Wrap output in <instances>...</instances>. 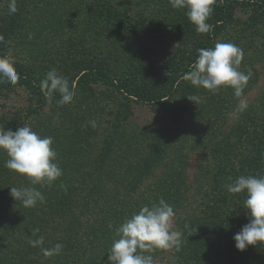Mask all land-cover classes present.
Wrapping results in <instances>:
<instances>
[{
    "label": "trees",
    "instance_id": "obj_1",
    "mask_svg": "<svg viewBox=\"0 0 264 264\" xmlns=\"http://www.w3.org/2000/svg\"><path fill=\"white\" fill-rule=\"evenodd\" d=\"M91 1L94 15L89 22L97 26L105 41L131 37L152 49H173L164 65H144L152 71H146L147 80L136 90L120 84L116 86L135 104L164 106L167 121L150 130L148 150L138 157L131 171L124 163L131 153H136V144L122 151L113 170L109 168L114 161L111 150H101L99 155L91 156V142L87 140L92 138L93 130L88 128H96L90 123L95 113H91L90 118L82 115L74 120L66 119L58 127L46 126L40 135L53 137L57 163L63 169L62 177L51 186L32 185L26 176L6 168L9 157L0 151V264H107L108 251L113 240L118 238L117 228L142 206L158 203L161 198L173 206L175 215L180 213L178 231L185 234L180 251H171L175 264H264V245L248 246L243 252L236 249L233 237L248 223L243 207L245 194H232L225 188L242 175L264 176V97L239 113L228 132L212 138L209 136L218 127L208 118L218 119L220 112L217 111L221 108L204 105L202 100L198 105L179 101L181 86L186 90L181 93L186 95H192L197 88L186 83L184 75L194 66L198 50L212 48L213 39L221 28L231 22L240 6L251 0H216L207 21L212 28L205 45L196 44L188 52L181 47L197 31L186 9L176 17L167 14L142 16L133 15L124 3L118 6L111 0ZM257 2H261L264 13V0ZM155 3L151 2L154 10L159 8ZM258 22L264 24V17H258ZM0 36L3 37L0 56H7L10 43L6 29L0 27ZM64 67L67 69L64 77L72 90L81 88L84 93L89 92L93 78L110 82L105 58L80 60L73 67L74 72L70 65ZM15 68L20 75L19 83H33L35 73L31 69L24 65ZM36 88L41 91L40 86ZM59 99L56 94L52 102L57 103ZM41 104L28 106L24 116L10 122L0 119V128L16 131L28 119V113H38ZM121 108L124 114L126 107ZM113 128L115 137L128 135L127 129L117 124ZM81 139L85 143H80ZM187 146L192 150L204 149L205 155L198 160L192 181H188L186 188V178L178 170H171L174 165H169L167 171L156 178V185L145 187V181L155 177L163 162L168 163L170 154L176 156L177 149ZM181 157L176 156L175 161L181 163ZM11 187H36L44 195L45 202L26 208L10 196ZM183 189L194 193L184 195ZM36 229L39 231L35 232ZM40 236L44 237L42 247L52 248L60 243L64 246L62 253L45 257L40 246L29 244L30 239Z\"/></svg>",
    "mask_w": 264,
    "mask_h": 264
},
{
    "label": "rangeland",
    "instance_id": "obj_2",
    "mask_svg": "<svg viewBox=\"0 0 264 264\" xmlns=\"http://www.w3.org/2000/svg\"><path fill=\"white\" fill-rule=\"evenodd\" d=\"M111 1L118 6L124 3L123 6L131 8L132 14L142 16L159 14V17H162L163 14H167L176 17L183 10L173 8L169 0ZM152 1L153 4L157 2L159 8L154 10ZM9 2L10 0H0V27L6 29L10 43L7 57L14 60L15 66L24 65L31 69L35 77L33 76L31 85L19 83V81L16 84L6 80L0 82V119L9 122L15 120L18 116L26 114L28 106H36L37 103L42 102L38 113H28V119L22 125L31 127L40 135L46 126L58 127L66 119L74 120L82 115L90 118L95 113L96 128L91 126L88 128L93 130L92 138L87 140L91 142V156L99 155L101 150L103 152L111 150L114 161L111 165L109 164V168L113 170L114 162L119 160L122 151L136 144V153H131L129 159H126L128 162L124 163L129 171L134 169L135 161L148 150L150 130L163 125L167 121V115L164 106L150 107L135 104L116 86L120 84L124 88L136 90L147 80L149 70L152 71V68L144 65L146 63L155 67L164 65L173 49L168 48L165 51L152 49L146 43L131 37L119 38V41H111V39L105 41V37L101 35L97 26L89 22V18L94 15V4L91 0H16L18 11L14 14L8 12ZM260 3L257 0H251L250 3L240 6L231 22L224 25L213 39L212 46L214 48L217 42L233 43L243 50L244 56L238 70L246 74L251 73L243 93L248 106L264 97V24L258 22V17L262 19L264 13ZM209 34L210 31L206 34L197 32L189 37L186 45L181 47L182 51L188 52L196 44L205 45L204 42ZM92 57L105 58L109 65L110 82L91 79L89 83L91 90L84 93L81 88H76L73 90V101L64 107L58 106L52 100L49 102L42 91L37 90L36 87L40 86L41 80L52 68L64 77L67 73L65 65H70V70L74 72L73 67L76 62ZM186 83L192 85L190 81ZM75 87L77 86L74 83L73 88ZM182 87L179 91L180 102L198 105L202 100L201 103L204 105L216 107L218 110L221 108L217 111L220 112L218 119L208 118L216 122L218 127L209 138L228 132L240 113L237 112L239 98L234 96L231 88H222L221 91L213 94L203 87H197L192 95L190 93L186 95L181 93V90L186 92ZM121 106L126 107L124 114H121ZM111 122L112 125H110ZM115 124L127 129L128 135L124 138L123 136L115 137L113 128ZM80 143L83 144L85 141L81 139ZM178 155H182L179 159L181 163L175 161ZM203 155H205L204 149L192 150L189 146L183 150L177 149L176 156L169 155V164L164 161L156 171L155 177L145 181V187L152 183L156 185V178L165 173L169 165H174L171 170H178L181 176L186 178V188L192 181L198 160ZM191 193L194 191H184V195ZM204 207L203 205L202 210ZM180 222V213H177L173 220L174 230H179ZM171 251L153 252V264H175Z\"/></svg>",
    "mask_w": 264,
    "mask_h": 264
},
{
    "label": "clouds",
    "instance_id": "obj_3",
    "mask_svg": "<svg viewBox=\"0 0 264 264\" xmlns=\"http://www.w3.org/2000/svg\"><path fill=\"white\" fill-rule=\"evenodd\" d=\"M175 9H186V15L195 25L198 33H208L212 25L207 23L214 10L216 0H169ZM18 11L16 0L8 4L9 14ZM3 37L0 36V42ZM243 50L233 44L217 42L214 48H201L192 69L184 75L193 86L203 87L213 94L222 88H231L239 98L237 112H244L248 102L243 98L244 89L251 78V73L239 71L243 60ZM20 75L14 60L0 56V82L5 80L16 84ZM40 88L51 102L59 94L58 104L73 101L74 91L66 77L61 76L55 68L46 73L40 82ZM191 100V98H189ZM93 127L96 122H90ZM53 137H41L29 126L19 127L16 131L0 128V151L9 157L5 167L26 176L32 185L51 186L63 175V169L57 163L58 153L52 147ZM225 188L232 194H245L244 209L248 223L233 237L237 250L243 252L248 246L264 245V176H240ZM10 196L26 208L44 203L45 197L36 187H11ZM175 211L163 198L158 203L144 205L137 213L126 219L116 230V237L109 249L107 264H153L151 253L156 250L180 251L185 240L182 231L174 230ZM187 227V225L185 226ZM38 232L39 229L34 230ZM33 247L40 246L45 257L62 253L63 245L55 244L52 248L42 247L44 237L29 240Z\"/></svg>",
    "mask_w": 264,
    "mask_h": 264
}]
</instances>
